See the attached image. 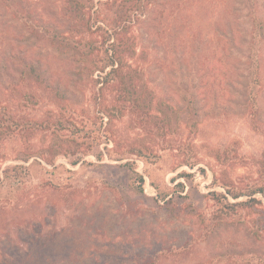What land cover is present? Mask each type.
Wrapping results in <instances>:
<instances>
[{"label": "rangeland", "instance_id": "obj_1", "mask_svg": "<svg viewBox=\"0 0 264 264\" xmlns=\"http://www.w3.org/2000/svg\"><path fill=\"white\" fill-rule=\"evenodd\" d=\"M68 2L0 0V264H264V0ZM99 27L135 39L131 98L72 46Z\"/></svg>", "mask_w": 264, "mask_h": 264}, {"label": "trees", "instance_id": "obj_2", "mask_svg": "<svg viewBox=\"0 0 264 264\" xmlns=\"http://www.w3.org/2000/svg\"><path fill=\"white\" fill-rule=\"evenodd\" d=\"M85 1L88 0H69V7L65 8V11L67 14L74 16V18L78 17L79 14H81V5L85 3ZM85 26V24H83ZM255 28L257 30L256 34L252 38V49L253 46L255 47L257 45V48L254 53H249L248 55V61H250V64L254 65V70L252 71V74L255 76L254 79L258 81V84L264 87V20L263 18L259 16H255V22H254ZM127 26L126 23L123 24L124 27ZM91 27V26H88ZM104 30L105 39L102 42V46L94 47L91 42H83L81 40H72V46L75 48L79 53H81L82 56H86L89 58L92 62L98 65L100 71H105L106 68L111 67L109 70L106 71L105 75L103 76V80L99 83H103L110 85L113 83V81L117 80L118 83H120L121 93L124 95V99L131 98L135 91L137 90L136 84L132 81L135 79L133 75H131V71L128 69H131L132 66H130L132 63H130V59L132 56L136 54L134 49L135 39L133 37H127L124 36L120 37L117 36L116 41L110 43L105 47V44L108 40L111 38V34H109V31L107 28L99 27ZM255 30V31H256ZM117 31V29L115 30ZM121 33V32H120ZM52 39L58 42H63L67 40L66 37H63L61 34L53 33L50 34ZM95 48L98 49V51H95ZM142 55L147 57L148 54L146 52H143ZM127 67V68H126ZM31 70L34 71L33 65L31 66ZM36 77H41V74L38 73ZM262 89V88H261ZM260 89V90H261ZM259 90V91H260ZM106 111V109H103ZM9 122L11 119H6ZM1 124V123H0ZM12 123H9L8 128H12ZM48 128V126H46ZM79 160L74 161L73 164H77ZM27 170L26 167L23 165H8L5 167L4 172L8 175L10 171H16L24 173L23 171ZM20 174V173H18ZM185 175H189L187 173H182ZM135 175L138 176L140 180V185L137 187V190L140 193H144L145 190V177L135 172ZM228 192L232 195L233 198H238L241 196L239 192H234L231 189L228 190ZM244 195H247L249 197V200H256L253 196L257 193H261L264 196V185H254L251 189L248 191H244ZM247 201H238V202H229L228 207L229 209H234L237 205L243 204Z\"/></svg>", "mask_w": 264, "mask_h": 264}]
</instances>
